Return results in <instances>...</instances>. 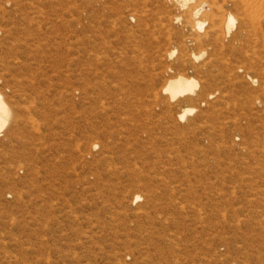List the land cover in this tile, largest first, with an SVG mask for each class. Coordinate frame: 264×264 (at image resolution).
<instances>
[{
	"label": "rangeland",
	"instance_id": "374dc122",
	"mask_svg": "<svg viewBox=\"0 0 264 264\" xmlns=\"http://www.w3.org/2000/svg\"><path fill=\"white\" fill-rule=\"evenodd\" d=\"M125 1L0 0L20 114L0 132V264H264L260 78L239 54L228 73L180 58V27L157 41L127 16L158 2ZM176 74L197 102L163 92Z\"/></svg>",
	"mask_w": 264,
	"mask_h": 264
},
{
	"label": "bare ground",
	"instance_id": "6f19581e",
	"mask_svg": "<svg viewBox=\"0 0 264 264\" xmlns=\"http://www.w3.org/2000/svg\"><path fill=\"white\" fill-rule=\"evenodd\" d=\"M138 2H140V0H138ZM156 2H158L156 3L158 6H155V9L145 10L143 8L145 11L140 12V14L132 13L133 11L130 14L129 11L127 15L131 17V19L137 15L139 26L147 33L148 38L158 41V38L162 37L165 42L167 41L169 43L171 36L174 34L172 31L178 26L181 32L180 37L176 35L181 43V53L178 55L180 58L186 55V53L184 54L182 52L183 48L188 46L199 47L200 49L202 48L203 51L200 52V54L198 53L199 55H192H194L196 59L203 55H207V60L203 61V63L205 62L203 64L205 68H210L213 67L214 64H219L223 67L224 72H227L230 70L228 57L239 54L242 60L249 61L250 69L253 70V73L256 75L255 77L246 73L248 79L252 82H256V78L259 77V87H261V90H264V82L262 81L263 73L259 67L256 68L252 66L253 60L258 58L261 59L262 55H264V0H156ZM95 3L100 6L102 0H95ZM170 7H172V10H170ZM136 27H138V25ZM129 36L131 35L129 34ZM132 39L133 38H131V41ZM172 42L174 43L175 41ZM136 50L135 52H137ZM162 51L164 52L165 50L163 49ZM174 52V50H169L165 52V55L171 57ZM142 54H139V59ZM136 55L137 54H135V56ZM132 59H134V57ZM237 60H239V58H237ZM251 60L252 62H250ZM233 64L235 68V63ZM226 74L225 76L228 75ZM219 75H215V77ZM207 85L205 83L202 84V92L206 90ZM196 86L197 81L193 78L177 75L170 78L162 90L163 92H168L172 99L183 96L185 93H190L191 96L189 100L197 102L201 97V93L194 95ZM193 111L194 107H186L183 111L178 113V117L184 119L187 114ZM19 115L18 102L16 100H9L0 90V132L3 131V137H5L6 142L12 141L16 134L15 128L20 122ZM139 198V195L134 196V200Z\"/></svg>",
	"mask_w": 264,
	"mask_h": 264
}]
</instances>
